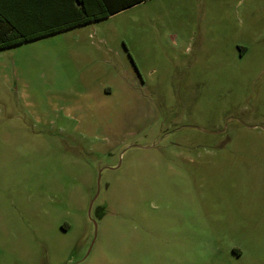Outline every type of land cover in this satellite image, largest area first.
I'll use <instances>...</instances> for the list:
<instances>
[{
	"label": "rangeland",
	"instance_id": "obj_1",
	"mask_svg": "<svg viewBox=\"0 0 264 264\" xmlns=\"http://www.w3.org/2000/svg\"><path fill=\"white\" fill-rule=\"evenodd\" d=\"M0 264H264V0L1 51Z\"/></svg>",
	"mask_w": 264,
	"mask_h": 264
},
{
	"label": "crops",
	"instance_id": "obj_2",
	"mask_svg": "<svg viewBox=\"0 0 264 264\" xmlns=\"http://www.w3.org/2000/svg\"><path fill=\"white\" fill-rule=\"evenodd\" d=\"M75 5L81 6L82 3L77 2V0H0V11L7 16L9 21L15 25L22 34L25 36H35L36 34L49 28L63 27L65 24L74 21ZM107 18L98 21H102ZM91 23L62 29L48 35H42L30 41L1 49L0 52L65 34L75 29L85 27ZM242 56H244L243 53ZM240 256L241 255H239L238 258Z\"/></svg>",
	"mask_w": 264,
	"mask_h": 264
},
{
	"label": "trees",
	"instance_id": "obj_3",
	"mask_svg": "<svg viewBox=\"0 0 264 264\" xmlns=\"http://www.w3.org/2000/svg\"><path fill=\"white\" fill-rule=\"evenodd\" d=\"M145 1L148 0H77V2L82 3V5L74 6V21L65 24L63 27L49 28L35 36H25L22 34L21 31L9 21L7 16L0 11V50L30 41L42 35L55 33L62 29H68L110 17Z\"/></svg>",
	"mask_w": 264,
	"mask_h": 264
}]
</instances>
